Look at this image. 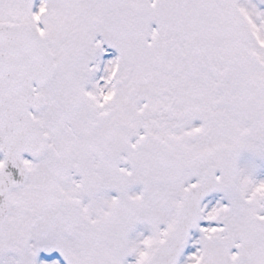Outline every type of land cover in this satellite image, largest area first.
<instances>
[{"label": "snow or ice", "instance_id": "snow-or-ice-1", "mask_svg": "<svg viewBox=\"0 0 264 264\" xmlns=\"http://www.w3.org/2000/svg\"><path fill=\"white\" fill-rule=\"evenodd\" d=\"M0 264H264V0H0Z\"/></svg>", "mask_w": 264, "mask_h": 264}]
</instances>
